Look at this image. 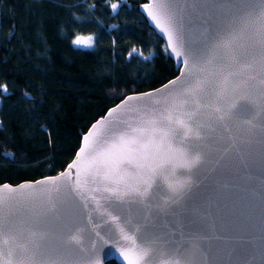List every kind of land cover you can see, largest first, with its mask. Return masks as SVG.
Masks as SVG:
<instances>
[{
  "label": "snow or ice",
  "instance_id": "obj_1",
  "mask_svg": "<svg viewBox=\"0 0 264 264\" xmlns=\"http://www.w3.org/2000/svg\"><path fill=\"white\" fill-rule=\"evenodd\" d=\"M118 7V3H111L114 12ZM142 8L167 37L165 52L182 60L184 67L161 88L126 96L109 109L107 116L84 134L76 158L58 177L15 187L0 185V235L15 222L10 209L5 213L10 202L33 205L26 209L29 221L46 228L32 233L34 251L17 264H98L100 255L109 264L113 258L119 264H195L178 254L166 255L162 238L143 236L139 226L129 228L111 212L106 214L118 226L111 230L115 240L108 231L102 234L94 230L88 255L82 260L37 257L55 249L58 242L62 246L61 226L52 221L65 207L71 212L69 198L78 200L83 212L101 200L142 201L161 187L171 198H179L191 187L192 173L204 161V153L193 141L204 140L209 132L229 133L234 127L243 138L264 135V0L230 5V11L222 14L199 41L187 38L175 0H149ZM93 42L91 35L79 34L72 41L86 48ZM7 92V85L0 84V94ZM132 101L144 103L133 106L129 104ZM249 103L256 112L255 119L237 122L236 118L249 110ZM122 105H129L126 113L108 120ZM201 114L207 115V124L197 123ZM12 155L5 153L4 158ZM61 180L65 182L60 184ZM40 185L49 187L37 193ZM25 189L29 191L25 193ZM67 238L79 244V230L68 233ZM109 245L116 252H107ZM0 264L12 261L0 253Z\"/></svg>",
  "mask_w": 264,
  "mask_h": 264
},
{
  "label": "trees",
  "instance_id": "obj_2",
  "mask_svg": "<svg viewBox=\"0 0 264 264\" xmlns=\"http://www.w3.org/2000/svg\"><path fill=\"white\" fill-rule=\"evenodd\" d=\"M115 1L0 0V183L62 170L108 106L176 73L143 0ZM80 33L91 48L72 43Z\"/></svg>",
  "mask_w": 264,
  "mask_h": 264
},
{
  "label": "water",
  "instance_id": "obj_3",
  "mask_svg": "<svg viewBox=\"0 0 264 264\" xmlns=\"http://www.w3.org/2000/svg\"><path fill=\"white\" fill-rule=\"evenodd\" d=\"M244 2L251 0H175L179 5V14L183 17L187 38L192 41H199L207 35L211 31V25L222 14L230 11V5ZM146 3L149 0L139 2L137 9L166 48L167 37L155 27L142 8ZM167 55L172 59L176 73L154 87L128 92L108 106L82 133L77 149L62 170L15 183L5 181L0 185L15 187L25 182L34 184L47 177H58L76 158L84 134L94 123L106 117L109 109L121 104L126 96L161 88L180 75L179 69L184 67L182 60L174 54ZM143 103L144 101L129 102L133 106ZM128 107L129 105H122L108 120L123 116ZM248 109L236 118L237 122L255 119L256 112L251 103L248 104ZM207 120V115L201 114L197 123L207 124ZM193 143L204 153V161L192 173L191 187L181 197L173 199L161 187L154 189L150 197L142 201L136 198L123 202L101 200L99 205L93 204L86 212L79 210L78 200L69 198L71 212L65 207L52 221L61 226L62 246L58 242L55 249H49L37 258L66 262L82 260L88 255L94 230H100L102 234L108 231L115 240V233L111 230L118 226L106 214L111 212L112 215L119 216L121 223L127 227L139 226L143 236L162 238L166 243L162 252L166 255L175 257L178 254L181 259L192 260L195 264H264V135L255 134L251 138H243L234 127L229 133L209 132L204 140ZM64 182L59 181L60 184ZM47 187L49 185H40L36 191L39 193L40 189ZM23 191L26 193L29 190ZM96 195L99 197L100 194ZM32 206L10 202L5 209L6 214L9 209L12 211L15 222L0 235V253L5 260H11L12 264H17L34 251L33 232L46 231V228L29 221L30 214L26 209ZM77 229L79 244L70 242L67 238L68 233ZM107 252H116V249L109 245ZM112 260L119 264L114 258ZM97 262L105 264L106 260L100 255Z\"/></svg>",
  "mask_w": 264,
  "mask_h": 264
},
{
  "label": "rangeland",
  "instance_id": "obj_4",
  "mask_svg": "<svg viewBox=\"0 0 264 264\" xmlns=\"http://www.w3.org/2000/svg\"><path fill=\"white\" fill-rule=\"evenodd\" d=\"M120 1H122V0L115 1V2H112V3H118L119 4ZM110 8H111V3H110ZM79 35H83V36L91 35L93 37V41H94L93 42V45H94V43H95V33H85V34L80 33ZM75 37H76V35L74 36V38L72 39V41L75 39ZM80 47H83V46H80Z\"/></svg>",
  "mask_w": 264,
  "mask_h": 264
}]
</instances>
